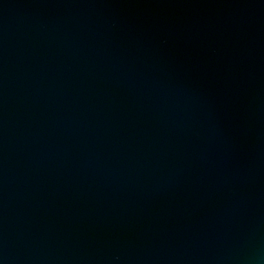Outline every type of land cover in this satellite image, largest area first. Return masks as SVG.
Returning <instances> with one entry per match:
<instances>
[{
    "label": "water",
    "instance_id": "1",
    "mask_svg": "<svg viewBox=\"0 0 264 264\" xmlns=\"http://www.w3.org/2000/svg\"><path fill=\"white\" fill-rule=\"evenodd\" d=\"M0 264H264V0H0Z\"/></svg>",
    "mask_w": 264,
    "mask_h": 264
}]
</instances>
